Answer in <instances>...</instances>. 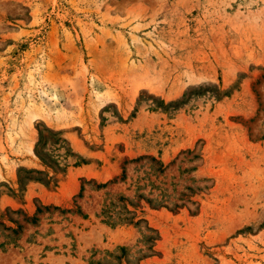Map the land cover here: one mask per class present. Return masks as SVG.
Here are the masks:
<instances>
[{"label":"rangeland","instance_id":"obj_1","mask_svg":"<svg viewBox=\"0 0 264 264\" xmlns=\"http://www.w3.org/2000/svg\"><path fill=\"white\" fill-rule=\"evenodd\" d=\"M0 264H264V0H0Z\"/></svg>","mask_w":264,"mask_h":264},{"label":"trees","instance_id":"obj_2","mask_svg":"<svg viewBox=\"0 0 264 264\" xmlns=\"http://www.w3.org/2000/svg\"><path fill=\"white\" fill-rule=\"evenodd\" d=\"M47 132H49V134H51V135H55L58 133V132H50V131H47ZM43 144H44V136L40 132H38V139L35 143V146L36 147L38 146V148L35 150V152H36V155L38 156V158L42 161V163H45L43 161V159L41 158V156H39L40 151H41L40 147ZM123 178L124 177L121 174L120 180H122ZM46 182L47 181H44V183H46ZM101 186H104V184H101ZM146 202L150 203V200H146ZM127 204L134 206L131 202L126 201L125 198L122 196H117L114 199H109L107 202H102L100 209H99V212H98V215L102 216L104 223L110 224V225L118 224V223L125 222V221L131 222L132 219L135 217V215L131 214L128 217L125 216L126 215L125 213L129 212L126 209ZM159 206H163V205L159 204ZM140 220H141V218L136 219L135 222H133V223L136 224Z\"/></svg>","mask_w":264,"mask_h":264}]
</instances>
